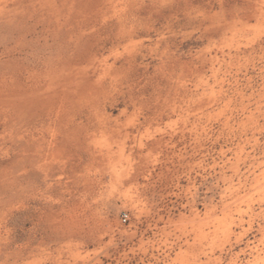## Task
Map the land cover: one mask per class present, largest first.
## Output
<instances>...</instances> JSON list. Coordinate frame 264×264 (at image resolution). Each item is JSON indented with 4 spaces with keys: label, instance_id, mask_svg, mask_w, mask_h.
I'll return each mask as SVG.
<instances>
[{
    "label": "rangeland",
    "instance_id": "obj_1",
    "mask_svg": "<svg viewBox=\"0 0 264 264\" xmlns=\"http://www.w3.org/2000/svg\"><path fill=\"white\" fill-rule=\"evenodd\" d=\"M0 264H264V0H0Z\"/></svg>",
    "mask_w": 264,
    "mask_h": 264
},
{
    "label": "built area",
    "instance_id": "obj_2",
    "mask_svg": "<svg viewBox=\"0 0 264 264\" xmlns=\"http://www.w3.org/2000/svg\"><path fill=\"white\" fill-rule=\"evenodd\" d=\"M122 217H123L124 221L127 220V214L126 213H124Z\"/></svg>",
    "mask_w": 264,
    "mask_h": 264
}]
</instances>
